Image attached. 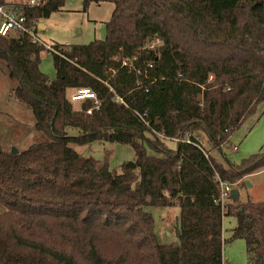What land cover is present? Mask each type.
<instances>
[{
  "label": "trees",
  "instance_id": "16d2710c",
  "mask_svg": "<svg viewBox=\"0 0 264 264\" xmlns=\"http://www.w3.org/2000/svg\"><path fill=\"white\" fill-rule=\"evenodd\" d=\"M66 1L0 4L37 26ZM100 2L114 4L105 39L50 51L54 78L40 68L42 43L0 34L10 93L42 134L16 153L0 140V264H223L225 215L237 219L231 239L245 240L247 264H264V201L218 202L219 178L240 188L264 169V150L238 162L212 154L264 101V0H83L84 9ZM131 56L135 68L122 64ZM79 87L97 94L92 114V100H70ZM159 134L189 141L171 147ZM96 140L129 144L136 158L118 173L74 148ZM174 204L179 241L161 243L145 207Z\"/></svg>",
  "mask_w": 264,
  "mask_h": 264
},
{
  "label": "rangeland",
  "instance_id": "374dc122",
  "mask_svg": "<svg viewBox=\"0 0 264 264\" xmlns=\"http://www.w3.org/2000/svg\"><path fill=\"white\" fill-rule=\"evenodd\" d=\"M114 9L112 2L91 3L84 9L83 0H67L60 11L45 18L47 26L37 28L41 40L46 43L86 44L95 39H105L106 22ZM36 29V28H35ZM41 70L50 78L56 75L53 55L50 51L41 54ZM14 82L9 78L7 68L0 62V140L5 150H24L42 138L41 132L35 128V117L32 109L11 95ZM73 90L68 91L70 96ZM69 134H77V130L70 128ZM203 144L209 148L206 136L200 134ZM167 145L174 147L176 142L167 140ZM238 146L237 150L232 147ZM74 148L86 157L103 160L108 157L110 169L120 173L121 165L126 161L135 160V152L131 145L118 142L96 140L90 144L74 145ZM260 150H264V101L256 111L249 116L241 126L230 136L229 143L224 145L222 152L212 150V154L223 161L222 153L232 161L238 162ZM150 154L153 151L148 149ZM250 182L251 184H249ZM241 201L250 198L253 201H264V169L246 179L239 188ZM228 202L229 199H226ZM155 220L156 234L161 243L178 242L176 232L179 226L180 207L146 206ZM6 208L0 205V213ZM237 219L232 215H225L223 219V264H247L248 254L245 240L231 239Z\"/></svg>",
  "mask_w": 264,
  "mask_h": 264
},
{
  "label": "built area",
  "instance_id": "2783aa9c",
  "mask_svg": "<svg viewBox=\"0 0 264 264\" xmlns=\"http://www.w3.org/2000/svg\"><path fill=\"white\" fill-rule=\"evenodd\" d=\"M30 4H40L41 0H28ZM36 26H27L26 24V17L23 15L22 12L18 10H13L10 9L2 4H0V34L1 35H8L11 32L14 31H20V32H25L28 33L34 40V42H39L42 43L46 49H48L51 52L61 54V47L68 46L70 43H65L60 46H56L57 44H46L42 40L38 38L36 35ZM162 41L159 38L153 39L151 42L147 44L148 47H155L159 45ZM135 56L131 57H126L122 59V64L124 66H127L129 68H135L134 65V60ZM150 67H153V62L148 64ZM113 72H115L113 70ZM212 79V76H210V80ZM70 100L75 101V102H81L84 100H92L94 102V105L87 110L88 114H92L93 110L99 109L100 107V102L97 98V94L95 93L94 90H92L89 87H79L73 91V93L70 95ZM116 101H122L120 97L116 98ZM143 119V118H142ZM144 120V119H143ZM145 121V120H144ZM162 138H165L167 140H173V141H189L188 137L185 139H181L178 137H166L163 134H159ZM234 150L238 149V146H233L232 147ZM207 155V154H206ZM219 185H220V195L218 198V202L220 203L221 207L223 210L226 208L227 201L226 199H229L230 191L232 188V184L222 181L219 178Z\"/></svg>",
  "mask_w": 264,
  "mask_h": 264
},
{
  "label": "water",
  "instance_id": "95a60500",
  "mask_svg": "<svg viewBox=\"0 0 264 264\" xmlns=\"http://www.w3.org/2000/svg\"><path fill=\"white\" fill-rule=\"evenodd\" d=\"M18 150L17 149H13V153H16ZM249 184H251L250 182H248ZM229 199L232 200L233 202H238L240 200V190L237 187H234L231 189L230 191V195H229ZM242 209V208H241Z\"/></svg>",
  "mask_w": 264,
  "mask_h": 264
},
{
  "label": "crops",
  "instance_id": "0c3cea01",
  "mask_svg": "<svg viewBox=\"0 0 264 264\" xmlns=\"http://www.w3.org/2000/svg\"><path fill=\"white\" fill-rule=\"evenodd\" d=\"M47 26V24H46V22L44 21V19L43 20H41L38 24H37V26H36V28H44V27H46ZM35 33H36V35L38 36V38L40 39V35H39V33H38V30H36L35 31ZM40 36V37H39ZM41 40V39H40ZM43 41V40H42ZM44 43H46L45 41H43ZM67 43H69L68 41H66ZM46 44H49V43H46ZM53 44H56V43H53ZM71 44V43H70ZM50 45H52V44H50ZM256 174V173H255ZM255 174H252V175H249L247 178H249V177H251V176H253V175H255Z\"/></svg>",
  "mask_w": 264,
  "mask_h": 264
}]
</instances>
